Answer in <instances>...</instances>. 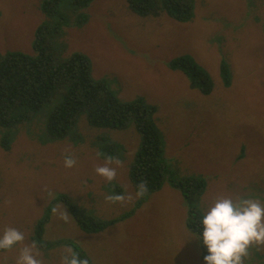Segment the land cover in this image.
I'll use <instances>...</instances> for the list:
<instances>
[{"label":"rangeland","instance_id":"1","mask_svg":"<svg viewBox=\"0 0 264 264\" xmlns=\"http://www.w3.org/2000/svg\"><path fill=\"white\" fill-rule=\"evenodd\" d=\"M69 3L63 0L59 9L72 10ZM42 4L0 0L1 53H33L38 29L50 21ZM94 5L93 19L62 25L68 44L64 55L89 57L92 77L105 81L117 103L144 96L157 107L154 120L165 141V162L182 179L206 181L197 205L202 213L219 197H247L251 191L246 189L264 203V33L257 21H264V0H196L193 24H180L165 13L139 16L128 0ZM215 22L213 36L208 29ZM208 38L215 44L202 49L212 44H205ZM188 55L214 76L225 64L234 85L225 88L219 75L208 94L192 88L187 74L170 68ZM56 106L51 103L8 130L18 142L9 154L0 152V230L15 227L24 233V244L35 241L43 264H60L66 246L88 264H204L182 192L167 185L136 195L130 170L142 136L134 120L110 130L82 117L71 135L50 138L48 120ZM107 144L109 151L103 149ZM69 153L77 160L72 169L63 165ZM99 153L120 161L113 165L112 182L95 173L104 164ZM110 194L125 199L108 202ZM125 214L122 223L114 222ZM80 216L113 225L85 233ZM21 246L0 252V261L15 264ZM244 264H264V245L251 246Z\"/></svg>","mask_w":264,"mask_h":264},{"label":"trees","instance_id":"2","mask_svg":"<svg viewBox=\"0 0 264 264\" xmlns=\"http://www.w3.org/2000/svg\"><path fill=\"white\" fill-rule=\"evenodd\" d=\"M69 2L68 6L72 7V10L62 12L59 5L63 4V0H43L42 8L50 21L38 29L32 54L0 52V152L9 154L18 142L8 131L13 124L30 121L41 108L54 102L57 106L51 109L47 127L50 138H65L71 135L82 117L93 125L110 130H118L126 121L134 120V125L142 136V145L136 150L137 155L135 154L130 170L136 188L138 184L143 183L147 187L145 193L161 191L167 185L179 189L190 205L188 226L191 231L197 233L198 217L202 214L197 205H200L207 191L205 179H182L165 162L162 157L165 141L157 134L158 126L154 120L157 107L148 99L141 96L127 104L117 103V98L105 85V81L92 77V61L89 57L83 53L64 55L68 44L64 40L62 25L78 26L93 19L94 4L97 0ZM128 5L130 10L139 16L157 17L165 13L170 20L180 24L196 22V0H128ZM262 14L264 15V10ZM257 21L260 22L264 33V21ZM216 23H211L208 29L213 36L218 29ZM193 38L195 43V37ZM198 40H202L201 35ZM214 41L216 40L212 38L204 40L205 44ZM213 44L215 43L201 47L207 49ZM170 68L187 74L191 78L190 86L204 89L205 94H208L210 89L212 91L219 75L225 88L235 83L225 64L220 66V73L216 71L214 76L190 55L174 61ZM106 143L109 141L106 140ZM103 149L109 151L111 145L107 144ZM243 154L245 156V152ZM246 190L251 191L247 197H252L253 189ZM126 216L128 214L114 222L122 223L120 221ZM108 224L94 216L79 217V226L85 233L106 230L113 225L107 227ZM202 250L203 260L207 253L204 247Z\"/></svg>","mask_w":264,"mask_h":264},{"label":"clouds","instance_id":"3","mask_svg":"<svg viewBox=\"0 0 264 264\" xmlns=\"http://www.w3.org/2000/svg\"><path fill=\"white\" fill-rule=\"evenodd\" d=\"M104 164L95 168L96 175L112 182L116 177V168L120 161L103 153ZM66 169L77 166V160L72 154H66L63 159ZM147 191L145 184L137 185V197ZM51 198L53 193L49 192ZM108 202H122V194H110L105 197ZM199 230L197 240L206 250L204 264H244L248 249L253 245H264V203L254 197L232 198L222 196L206 206V210L198 217ZM25 235L15 227H5L0 230V252H7L19 247L15 264H43L38 244H24ZM0 264H3L0 261ZM60 264H88L72 247L66 246Z\"/></svg>","mask_w":264,"mask_h":264}]
</instances>
